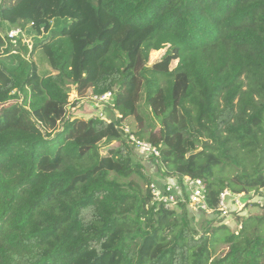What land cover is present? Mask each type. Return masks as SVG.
<instances>
[{
    "label": "trees",
    "instance_id": "obj_1",
    "mask_svg": "<svg viewBox=\"0 0 264 264\" xmlns=\"http://www.w3.org/2000/svg\"><path fill=\"white\" fill-rule=\"evenodd\" d=\"M57 4H71L72 23L23 44L29 57L15 54L13 66L0 61V264H80L89 254V264H263L264 206L236 216L237 231L202 214V233L184 206L156 212L121 127L135 118L132 134L160 150L146 165L165 169L153 182L201 178L212 207L224 190L264 188V0H0V56L11 51L6 25L48 34ZM38 50L50 71L34 63ZM72 91L116 92L109 105L120 118L68 115ZM235 165L236 177H217Z\"/></svg>",
    "mask_w": 264,
    "mask_h": 264
},
{
    "label": "built area",
    "instance_id": "obj_2",
    "mask_svg": "<svg viewBox=\"0 0 264 264\" xmlns=\"http://www.w3.org/2000/svg\"><path fill=\"white\" fill-rule=\"evenodd\" d=\"M2 36L6 43L4 48L11 47V55L18 54L13 48H16L20 40L24 38V30L14 28L2 34ZM115 95L116 92L110 91L102 96H91L87 100H82L81 103L85 101L91 103L92 108L99 113L98 118L106 120L105 108L113 101ZM76 101L78 102L79 99H76ZM117 118H120L118 114ZM121 132L128 138L129 144L133 147L135 153L142 157L145 164L152 157L160 159V150L151 143L137 138L127 125L124 124L121 127ZM148 189L151 195L150 205L155 207L156 212L162 207L180 212V207L184 206L192 216L211 215L217 212L219 219L226 220L232 215H243L249 207L264 206V188H261L260 190L242 191L240 193L224 190L218 196L217 205L212 207L205 181L190 176L184 177L181 181L161 176V181H152Z\"/></svg>",
    "mask_w": 264,
    "mask_h": 264
},
{
    "label": "rangeland",
    "instance_id": "obj_3",
    "mask_svg": "<svg viewBox=\"0 0 264 264\" xmlns=\"http://www.w3.org/2000/svg\"><path fill=\"white\" fill-rule=\"evenodd\" d=\"M58 5V4H57ZM61 5V4H60ZM73 11L71 4H66L65 7L62 6H57V9L54 11L52 20H51V31L48 34H43V35H38L33 29H32V25H30L26 30H24V38L22 40H20L19 44L16 46V48H13L14 50L17 51L18 54L22 55L25 58H28L29 56L25 53L22 45L25 44L29 47L32 48L33 43H37L42 41L43 39L47 38L52 32L54 31H60L64 28H67L71 23H72V18L68 15L67 16V12H71ZM9 30V28L7 27V25L5 26L4 30H3V34H5L7 31ZM128 50L129 49H133V46H131V48L127 47ZM160 52H151L150 54V62L153 63L156 59L159 58ZM15 55H11V52L5 56H0V61L3 63H6L8 66H13V63L15 61ZM34 63H36L38 65V69L39 71H50L51 70V66L49 65L47 59L43 56V53L38 50L34 53L33 57H32ZM88 56L81 58L80 60L77 61V75L79 76H83L85 75L88 69H90L91 65L88 63L87 61ZM172 67H175V63L172 65ZM76 99H78V97H76V93L75 92H71L70 93V97H69V102H70V107L68 108V115H75V116H79L82 117L84 120H88L90 118H95L98 117L99 113L97 112V110H95L94 108H92L91 103L89 102H83L81 103L82 100H79L78 102L76 101ZM112 106L109 105L105 108V117L110 120L111 118L113 119L112 116H114L115 119H117V114L112 112ZM140 115L143 117V120L145 121L144 123V128L145 131L151 130L150 125V112L148 110L145 109L143 103L141 104V109L139 110ZM120 117V116H119ZM125 125L128 126V128L131 130L133 129L134 131H138L140 128H138L137 126V121L135 118H130L128 119L125 123ZM155 128V126H154ZM159 128L158 126H156L155 131H158ZM204 140H206L204 138ZM145 141V140H144ZM148 142V141H146ZM150 143V142H149ZM203 150V146L200 145L199 147V151ZM238 160L241 162V164L244 166H246L247 171H251L250 169V163H249V157L246 156L244 153L240 152L238 154ZM144 166L143 169V173L145 175V177L149 180H151V182L160 174V171L163 168V166L161 164H157L154 163L152 166L148 167L146 166L147 164H145V162H141ZM162 168V169H161ZM242 168V167H241ZM243 169V168H242ZM165 170V169H164ZM224 174H218L217 177H225V178H230L233 179L234 177H236L240 172L241 169L239 167L235 166H227L225 169ZM230 171V172H229ZM135 179H138L137 177H134ZM139 184L142 186L143 190H147V187L149 186L148 184H145L141 179H138ZM148 191V190H147ZM263 211L262 209L260 210L259 208H247L244 211V214L239 216V215H232L230 218H227L226 220H216L214 222H212L211 228H217L219 226H221L222 224L226 225L230 230L232 231H237L238 229H241V224L238 225V221H237V217H244L247 218L249 216H253V215H260L262 214ZM205 217L207 216H197L195 219V224L196 223H200L201 224H193L194 227L197 229V231L199 233H202L203 230L208 227L209 225L206 224L207 222L204 220ZM204 220V221H203ZM203 221V222H202ZM208 225V226H207ZM115 241L111 243V245H114ZM221 242H218L216 244V247L218 245H220ZM219 248L217 249L216 254H220L224 248H220V246H218ZM225 249L227 250V248L225 247ZM225 252V251H224ZM93 255L89 254L84 260L81 261L80 264H89L91 259H92ZM113 256H110L108 259H105L103 262H99L98 264H113ZM264 264V262H263Z\"/></svg>",
    "mask_w": 264,
    "mask_h": 264
},
{
    "label": "clouds",
    "instance_id": "obj_4",
    "mask_svg": "<svg viewBox=\"0 0 264 264\" xmlns=\"http://www.w3.org/2000/svg\"><path fill=\"white\" fill-rule=\"evenodd\" d=\"M16 29V28H15ZM77 96V95H76Z\"/></svg>",
    "mask_w": 264,
    "mask_h": 264
}]
</instances>
